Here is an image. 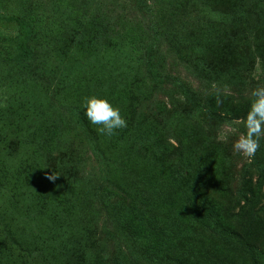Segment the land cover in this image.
Segmentation results:
<instances>
[{"label":"rangeland","instance_id":"obj_1","mask_svg":"<svg viewBox=\"0 0 264 264\" xmlns=\"http://www.w3.org/2000/svg\"><path fill=\"white\" fill-rule=\"evenodd\" d=\"M210 1L207 16L191 6L182 8L185 30L195 24L209 28L218 22L213 18L230 21L225 16L230 4ZM29 20L37 26L35 35ZM149 26L150 14L137 0H0V264H250L235 243L195 224L161 167L176 156L175 147L156 153L155 139L174 146L179 142L182 157L195 166L208 163L216 182L205 194L218 205L220 224L264 258V177L233 149L247 132L252 92L264 87L258 60L233 86L206 72L220 67L217 71L225 73L235 56L204 63L203 75L191 55H182L160 37L156 61L186 83L197 102L171 84L154 87L140 76V85L123 97L122 109L109 100L128 124L117 135L102 136L85 115L78 122L73 114L77 103L85 111V97L106 98L93 73L104 49L122 46L131 34L142 41L150 35ZM254 26L244 21V33L235 39L245 56L259 42L261 30ZM92 45L95 52L89 55ZM28 47L40 52L25 60L22 52ZM115 87L120 92L123 83ZM260 142L264 148V136ZM99 144L117 148L120 172L126 168L133 177L149 173L161 198L142 190L126 197L116 184L106 183ZM54 171L60 177L52 183L46 176ZM119 181L131 185L128 179ZM98 187L103 199L111 198H85V191Z\"/></svg>","mask_w":264,"mask_h":264},{"label":"trees","instance_id":"obj_2","mask_svg":"<svg viewBox=\"0 0 264 264\" xmlns=\"http://www.w3.org/2000/svg\"><path fill=\"white\" fill-rule=\"evenodd\" d=\"M216 1L219 2V0ZM225 1L230 4V12L228 15H225L226 17H230V21L224 19V17L222 20L221 18H213L212 21L218 22L216 24L210 22L208 24L210 25L209 28L198 29L195 24L192 28L185 30L182 27L183 20L180 15L182 8L185 9V7L191 6L197 8L200 13L207 16L212 13L210 10V0H186L185 3H182L183 1L181 0L179 2L169 0V5L164 0H151L152 5L148 3V0H137V3L142 5L144 10H147L150 14V35L141 41L140 38L131 34L129 37L122 39V46L116 44V47L112 46L104 49L103 54L99 58L101 63H98L93 72L96 76V83H99V89L104 87L105 89L103 91L106 98L112 100V102L122 109L123 97L127 93H130L132 88L140 85L139 77L141 76L144 81L146 80L154 87L158 86L162 88L164 85L171 84L177 87L189 100H195L197 102L198 96L192 94L193 91L186 83L174 77L172 74L163 71V68L156 61L157 51L155 46L160 37L168 40L175 47V50L179 49L178 52L183 50L182 55H191L192 64L197 70L202 69L201 65L203 66L204 63H210L214 59L223 61L224 58H232L235 56L236 59H231L228 70L225 73L217 71L220 67L216 71L206 72L216 82L223 80L224 83L226 82L236 86L242 79L244 73H249L254 70L257 60L262 64L264 69V35H262L264 30V0ZM72 20L74 24H79L78 19L72 18ZM247 20L255 25V29L261 31L258 39L259 42L255 43L254 49L246 48L247 55L245 56L242 53V49L238 47L235 39L242 37L244 33L243 24ZM34 25L35 22L28 21V29L30 28L31 35H35L37 31V26ZM204 41L208 42H206L207 48L201 49ZM221 43L224 45L228 43V46H221ZM95 48L94 45L88 47V54L90 52L89 55L94 54ZM92 49L94 50L92 51ZM39 52L37 48L32 49L28 47L23 50L22 56L27 60L31 56L38 55L37 53ZM200 72L203 75L205 74V70L203 69ZM90 78H92L91 75ZM117 83H123V89L120 92H116L117 87L115 86ZM199 107L208 108V106L201 104L197 106V108ZM72 111L78 122L82 121L84 112L78 103L72 107ZM208 113L214 116L210 109H208ZM82 125L85 126L84 123ZM160 140L159 138L158 141ZM153 143H156L154 149L156 153H167L169 149L167 146L175 147L174 154L176 156L170 155L171 158L163 162L161 167L163 168V174H166L164 178L178 188L179 194L183 198V203L186 204L189 213L192 214L195 224L211 230L212 235L222 240L235 243L241 252L246 255L250 264H264V258L260 256L254 246L248 243V240L236 233L233 229L225 228V225L220 224V209L216 202L212 201L205 194V189L208 185L216 182V175L206 169L208 163L201 162L198 166H195L193 162L184 160L182 157V146L179 142L174 146L169 141L159 143L155 139ZM259 143L260 148L252 160L251 167L260 176L264 177V148L260 141ZM116 149L106 148L100 144L99 149L97 148L99 152L103 153V158L106 161L108 171L106 183L113 186L116 184L122 192V195L126 197H131V193L142 190L144 192H150V194L153 193L161 198L159 194L160 187L155 184L154 179L149 176V173H146L142 177H133L126 168L123 169L124 172H120V160L117 159L114 153ZM125 160H122L123 165H126ZM119 178L128 179L131 185L128 187L117 185V183H120ZM101 191L103 190L100 187L91 193L85 191V198L91 197L89 194L94 195V197H100L104 202L107 201V198H111L108 195L106 200L103 199L104 191ZM83 193L84 191L77 193L76 198L79 200Z\"/></svg>","mask_w":264,"mask_h":264},{"label":"clouds","instance_id":"obj_3","mask_svg":"<svg viewBox=\"0 0 264 264\" xmlns=\"http://www.w3.org/2000/svg\"><path fill=\"white\" fill-rule=\"evenodd\" d=\"M254 97L250 110L244 121L247 132L233 144L234 151L241 153L251 162L260 148V138L264 136V87H257L253 92ZM82 107L88 122L96 126L98 133L111 138L120 130L126 129L127 120L118 107H114L106 98L98 96L85 97ZM60 177L57 172L47 175L46 178L55 183Z\"/></svg>","mask_w":264,"mask_h":264}]
</instances>
